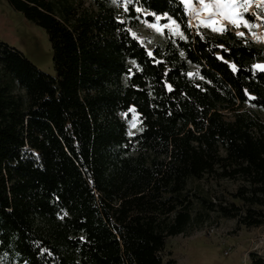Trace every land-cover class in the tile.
<instances>
[{"label":"trees","instance_id":"1","mask_svg":"<svg viewBox=\"0 0 264 264\" xmlns=\"http://www.w3.org/2000/svg\"><path fill=\"white\" fill-rule=\"evenodd\" d=\"M7 1L46 31L55 75L0 39L1 255L175 264L166 240L187 230L196 203L264 225V72L254 67L264 42L193 33L181 0H132L127 12L110 0ZM136 7L183 35L148 50L130 30ZM208 178L237 183L230 199L192 191ZM249 259L264 264L257 251Z\"/></svg>","mask_w":264,"mask_h":264},{"label":"rangeland","instance_id":"2","mask_svg":"<svg viewBox=\"0 0 264 264\" xmlns=\"http://www.w3.org/2000/svg\"><path fill=\"white\" fill-rule=\"evenodd\" d=\"M57 1V0H55ZM75 5L90 6L92 0H69ZM115 6L126 11L127 5L132 0H110ZM187 25L193 33L205 34L214 33L211 27L204 24L215 20L217 27L226 28L245 33V36L256 43L264 42V19H257L251 14L264 17V2L262 0H249L250 7L244 14L250 27L241 24L239 27L233 25L228 19L220 15H210L202 9L198 0H190L192 8L189 10L183 0ZM205 3H214V0H204ZM261 5L257 7V5ZM135 11L139 13L137 22L130 27V30L148 50L162 40L165 34L170 36H182L183 32L177 21L165 15H159L161 19L157 22L148 21L145 16L149 12ZM141 14V16H140ZM175 21L173 25L171 21ZM145 21L148 23L146 24ZM203 22V23H202ZM157 23L163 32H157L149 24ZM164 25L169 27L165 28ZM178 25V28H177ZM255 34V35H254ZM0 39L12 47H15L31 61L40 71L54 76L55 70L52 61V48L46 31L28 21L20 11L15 10L7 0H0ZM262 63H255V65ZM263 116V115H262ZM136 127L133 128L132 124ZM137 117L133 114L129 125V132L135 133L138 129ZM237 187V183L228 180L215 181L205 179L193 184L192 191H199L207 196L212 202L220 199H230V193ZM196 203L192 211V221L187 230L179 235L168 237L166 250L171 253L175 264H250L249 253L257 251L264 255V225L259 227H244L237 224L236 219L223 218L213 211H207ZM200 214V215H199ZM0 264H16L6 255L0 254Z\"/></svg>","mask_w":264,"mask_h":264},{"label":"snow or ice","instance_id":"3","mask_svg":"<svg viewBox=\"0 0 264 264\" xmlns=\"http://www.w3.org/2000/svg\"><path fill=\"white\" fill-rule=\"evenodd\" d=\"M185 5L188 7L189 10H194L192 8V4L190 0H183ZM198 2L202 5V9L206 12H208L210 15H220L226 19H228L233 25L236 27H239L241 24H243L245 27H250L249 22L247 19L244 18V14L248 12V9L250 7L249 0H214V3H205L204 0H198ZM264 2V0H262ZM261 5H257V7H260ZM127 10V9H126ZM137 11H141V9H137ZM151 15H155L152 13ZM253 16H256L257 19H264V17H259L255 13L251 14ZM161 19L160 16H156V21L158 22ZM169 19H171L169 17ZM147 24L148 22L145 21ZM173 25L176 24V22L173 20L171 21ZM203 23V22H202ZM216 21L212 20L210 23L204 24L205 27H211L213 31L215 32H225L227 31V28L224 26H215ZM149 27L154 28L157 32H163V29L158 26L157 23L149 24ZM165 28L169 27L168 25H164ZM178 28V25H177ZM135 35V33H133ZM237 35L244 36L245 33L238 32ZM255 35V34H254ZM221 47H223L221 45ZM150 56L152 55L151 52L148 53ZM135 63V62H133ZM233 70H236V66L232 65ZM256 69H258L261 72H264V65L257 64L254 66ZM169 90H171V86H169ZM131 111H135L132 109ZM132 127L135 128L136 124L133 123ZM131 134V133H130Z\"/></svg>","mask_w":264,"mask_h":264}]
</instances>
